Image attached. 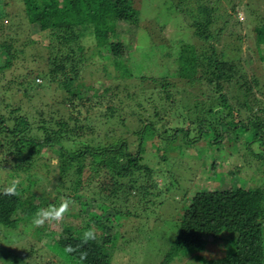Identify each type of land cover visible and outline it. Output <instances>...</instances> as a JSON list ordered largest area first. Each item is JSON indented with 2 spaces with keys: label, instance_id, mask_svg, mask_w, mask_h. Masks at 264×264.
Listing matches in <instances>:
<instances>
[{
  "label": "trees",
  "instance_id": "trees-1",
  "mask_svg": "<svg viewBox=\"0 0 264 264\" xmlns=\"http://www.w3.org/2000/svg\"><path fill=\"white\" fill-rule=\"evenodd\" d=\"M3 1L0 0V28L1 10L11 13L1 7ZM170 1L172 8L187 17L194 36L206 43L213 37L211 26L218 18L213 0ZM22 2L26 23L37 25L53 47L52 53L44 56V65L32 68L26 76L29 77L17 83L28 89L30 103L38 100L46 108L34 110L30 106L24 112L20 104L0 102V168L10 164L7 177L13 180L30 172L20 192L0 191V226L16 229L20 221L39 215L48 204L47 185L60 194L58 186L65 183L67 174L72 172L80 178L88 166L84 183L93 184L100 211L93 212L84 227L65 225V236L59 237L52 248L63 264H116L110 250L119 232L113 230L106 212L114 210L119 219L138 215L120 205L132 197L144 201L142 214L150 206L164 203L156 201L158 194L147 183L156 173L144 155L149 143L152 155L161 153L159 159L168 161L165 153L170 146L183 154L184 147L196 146L202 138L209 146L223 140L232 146L244 137L251 155L260 166L264 165V119L250 105V99L259 103L250 97L253 90L264 95V83L251 75L255 87H250L237 64L224 59L223 53L219 57L211 44L194 51L195 74L185 80L196 88L195 93L190 92L196 98L191 104L180 100L178 87L168 76L148 77L141 72L135 75L125 60L123 39L118 34L126 38L129 26L140 25V10L134 0ZM254 29L256 44L264 45V21ZM86 37L94 42L91 53L83 44ZM107 44L111 53L105 50ZM17 46V40L0 39V50L13 60L25 53ZM112 53L117 79L135 78L151 82V87L140 94L122 95L123 84L80 80L81 69L93 64L89 62L93 56L106 60ZM40 76L45 79L42 84L36 81ZM235 84L238 93L233 95ZM11 87H0V92L5 95ZM85 103L89 104L88 110L98 109L82 115ZM44 149L51 151L54 164L50 158L43 159ZM34 168H42L45 175H36ZM52 170L57 175L55 182L46 175ZM9 184L14 183L10 180ZM39 188L42 193L37 192ZM132 190L136 191L133 196ZM60 205L62 202H56L54 206ZM181 216L160 264L184 258H190L192 264H264V178L246 191L241 189L231 204L226 203L223 190L198 191L190 196ZM225 228L230 231L227 237L221 236ZM194 235H198L197 239ZM216 242L219 254L207 256L208 244Z\"/></svg>",
  "mask_w": 264,
  "mask_h": 264
},
{
  "label": "rangeland",
  "instance_id": "rangeland-1",
  "mask_svg": "<svg viewBox=\"0 0 264 264\" xmlns=\"http://www.w3.org/2000/svg\"><path fill=\"white\" fill-rule=\"evenodd\" d=\"M213 2L217 7L218 18L211 26L214 35L206 43L193 35L187 17L172 8L170 0H134V6L140 10V25L129 26L126 38L121 34H118V37L123 39V54L135 75L141 72L148 77L168 76L178 87L180 100L193 104L196 98L190 92L196 91V88L190 87L185 80L195 74L194 51L211 44L219 57L223 53L224 59L237 64L239 71L248 79L246 84L250 87H255L251 83V75L259 77L260 82L264 83V59L261 58L264 57V45L256 44L254 29L257 23L264 21V0H213ZM192 4L190 2V5ZM1 7L7 8L11 13L5 14V10H1L3 27L0 28V39L17 40V48L22 47L25 53L13 60L0 50V87L12 86L5 95L0 92V102L20 104L24 112H27L30 106H33L34 110L46 108V105L38 100L30 103L26 92L28 89L17 83L28 78L29 76H26L30 74L32 68L44 65L45 57L52 51L53 45L50 44L49 37L38 30L37 25L26 23L22 0H4ZM232 7L235 8L234 12ZM226 20L229 22L225 23ZM222 27L223 30L219 31ZM31 40L34 44H31ZM92 40L91 37L83 38V44L87 49L94 47ZM105 50L111 53L110 44L106 45ZM88 53H91V49ZM93 57L89 61L93 64L81 69V81L87 83L95 81L96 84H100L101 80L114 86L123 84L122 95L126 93L135 95V92L139 93L151 87V82L146 84L147 81L138 82L135 78L126 81L117 79L113 53L106 60L97 55ZM36 81L42 84L45 79L40 76ZM231 91L232 94L238 93L236 84ZM253 93L250 98L258 99L259 103L250 99V105L253 104V110L264 119V95L255 90ZM49 102L53 103L52 100ZM84 105L87 107L83 108L82 115L86 114L89 107V104ZM97 109L98 107H90L88 111L94 112ZM246 135L248 137V133ZM202 140L196 146L184 147L183 154L179 153V148L170 146L165 153L168 161L159 159L161 153L156 155L157 157L152 155L153 147L150 143L146 146L144 153L146 161L156 170L153 178L147 183H150L153 186L152 191L158 194L156 201L163 200L164 203L161 205L156 203V207L150 206L146 213L142 214L144 201L132 197L120 205L124 209L130 208L138 215L133 214L119 219L116 218L114 210L109 209L106 212L105 216L111 218L113 230L119 232L116 245L110 250L114 263L160 264L166 243L175 236L182 219L181 215L192 194L211 189L223 190L226 203L231 204L241 189L246 191L264 178V165L260 166L256 162L248 150L244 137L235 141L232 146L228 145L226 140L214 142L211 146L206 144L207 141L203 138ZM43 155V159L50 158L49 161L55 163L56 160L50 150L44 149ZM9 165L5 164V168L3 166L0 168V191L20 192L23 183H27L26 177H29L30 172L23 174V177L9 179L6 171ZM87 168L80 178L72 172L67 174L65 183L61 187L58 186L61 189L60 194L54 192L52 185H47L46 190L50 192H46L48 204L33 219L20 221L16 229L0 226V264H63L60 255L52 246L59 237L65 236L64 226L84 227L93 212L100 211L96 205L99 198L93 192V184L84 183L89 175ZM34 170L36 175H45L42 168ZM46 175L47 178L56 181L57 175L53 170ZM10 180L14 184H9ZM37 192L42 193V190L39 188ZM131 193L133 196L136 191L132 190ZM56 202L58 204L62 202V205L54 206ZM94 230L96 231L95 227ZM229 232L225 228L221 236L227 237ZM196 236L198 235H194L195 239ZM218 246L217 242L209 243L207 256L219 254ZM171 264H192V261L190 258H184Z\"/></svg>",
  "mask_w": 264,
  "mask_h": 264
},
{
  "label": "clouds",
  "instance_id": "clouds-1",
  "mask_svg": "<svg viewBox=\"0 0 264 264\" xmlns=\"http://www.w3.org/2000/svg\"><path fill=\"white\" fill-rule=\"evenodd\" d=\"M90 235V234H89Z\"/></svg>",
  "mask_w": 264,
  "mask_h": 264
}]
</instances>
